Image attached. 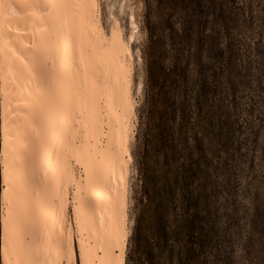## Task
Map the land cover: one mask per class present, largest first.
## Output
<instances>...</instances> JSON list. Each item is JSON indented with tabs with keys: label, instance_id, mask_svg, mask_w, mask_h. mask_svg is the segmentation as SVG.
<instances>
[{
	"label": "rangeland",
	"instance_id": "rangeland-1",
	"mask_svg": "<svg viewBox=\"0 0 264 264\" xmlns=\"http://www.w3.org/2000/svg\"><path fill=\"white\" fill-rule=\"evenodd\" d=\"M98 8L132 54L126 264H264V0Z\"/></svg>",
	"mask_w": 264,
	"mask_h": 264
},
{
	"label": "bare ground",
	"instance_id": "bare-ground-1",
	"mask_svg": "<svg viewBox=\"0 0 264 264\" xmlns=\"http://www.w3.org/2000/svg\"><path fill=\"white\" fill-rule=\"evenodd\" d=\"M98 13L0 0L1 264H126L132 54Z\"/></svg>",
	"mask_w": 264,
	"mask_h": 264
}]
</instances>
